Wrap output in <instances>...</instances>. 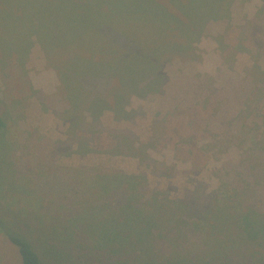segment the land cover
<instances>
[{
    "label": "rangeland",
    "instance_id": "1",
    "mask_svg": "<svg viewBox=\"0 0 264 264\" xmlns=\"http://www.w3.org/2000/svg\"><path fill=\"white\" fill-rule=\"evenodd\" d=\"M192 2L194 11L199 10L204 14L211 13L213 8L210 7L217 3L216 0ZM179 3L182 4L181 0L155 1L156 8L160 10L157 14L167 13L170 16L167 18L151 15L150 18L137 20L132 17L125 35L130 40L129 44H140L144 48L145 45L154 44L152 41L175 44L178 18L182 22L187 21L182 14L183 9L180 10L177 5ZM196 20L197 16L194 17ZM195 36H199V32ZM192 49L187 52L190 53L187 57L167 59L162 68L166 82L161 92L149 94L145 98L131 97L126 109L131 116L129 119L118 121L111 111H106L101 119L100 132L88 135L94 151L84 156H65L70 149L57 148V141L66 139V127L59 123L55 114H62L67 103L59 76L49 67L39 45L34 46L25 66L12 59L3 68L0 62V98L7 106L13 100H22L25 105L24 109H18V134L21 142L28 140L26 145L29 147L25 153L27 155L17 152L20 157L26 156L21 162V174L36 175L42 168L45 179L39 186L44 192H52L46 207H41L42 215L46 210L56 211L59 205L68 201L72 203L68 216L79 213L75 203L78 197H73V192L65 190L77 186L58 174L65 167H101L107 173L115 170L126 174H144L151 190L166 192L172 199L186 200L196 204V207L210 203L212 192L223 185L222 179L231 187L236 186V176L227 174V170L239 163L245 135H253L258 128V133L264 130V91H255L258 86L259 89L262 87L257 81L258 70L264 72V1L236 0L231 8V19L210 22ZM41 104L45 107L42 108ZM116 130L130 131L139 140L137 145L150 142L154 148H150L149 154L155 163L141 166L137 158L111 151L116 144L113 137ZM27 132L33 134L27 135ZM161 132L163 137L157 142L153 141ZM7 165L6 161L0 162V181L3 184L12 183ZM95 172L99 171L94 169ZM82 180L94 181L91 178ZM55 192H60V195L57 196ZM114 193L112 197L99 201V204H124L128 193ZM36 202L34 194L25 196L8 192L3 187L0 190V215L5 216L8 222H28L25 216H21L25 214L21 209H32L25 214L30 217L33 211L40 210ZM86 203L87 207L93 205L91 199ZM175 211L181 212L178 209ZM79 215H82L79 227L82 228V234L88 236H83L87 241L78 239L80 229L75 232L73 228L78 237L65 244L67 247L71 245L70 250L60 245L55 230L41 229L45 223L30 221L35 232L29 223H21L20 228L28 235L44 264H100L99 256L108 258L105 260L107 264H179L178 261L182 264H264V242L242 243L245 245L242 250L247 252L249 248L253 255L242 254L241 251L237 253L239 248L226 253L224 247L237 240V232L228 233V229L221 231L222 227L215 229L218 230L216 236L221 243L218 238L203 240L201 237V241L189 230L191 237L186 239L188 246H184L183 250V247H177L176 250L173 247V255L168 253L161 238L140 240L142 235H137L136 242L139 240L138 246L141 245L143 249L130 253L129 258L125 259L121 256L126 251L121 249L135 244L134 241L128 245L130 238L128 242L125 241L132 235L131 232L126 231L122 224L114 223V219H107L111 213L103 216V219L99 216L100 221L91 218L90 223H84L85 214ZM208 217H213V214L209 213ZM124 219L126 226L137 224L139 231H145L150 223L146 214H138L137 222H132V217ZM157 224L155 221L154 227ZM210 224L215 225L213 221ZM77 226L74 224V227ZM58 232L70 238L72 226H59ZM151 234L155 235V232ZM42 239L46 244L41 242ZM196 241L201 242L199 245L192 244ZM176 253L182 256L177 257ZM0 264H23L18 249L1 234Z\"/></svg>",
    "mask_w": 264,
    "mask_h": 264
},
{
    "label": "trees",
    "instance_id": "2",
    "mask_svg": "<svg viewBox=\"0 0 264 264\" xmlns=\"http://www.w3.org/2000/svg\"><path fill=\"white\" fill-rule=\"evenodd\" d=\"M155 1L0 0V62L3 68H6L12 59L25 66L32 49L37 44L46 56L49 67L57 72L64 87L67 108L62 114L56 113L55 117L66 127L64 133L66 139L57 141L58 149L59 147L70 149L64 154L65 156L75 154L84 156L93 153L94 147L88 135L100 132L101 119L106 111H111L118 121L129 119L131 116L126 109L132 96L145 98L149 94L161 92L166 82L162 68L167 59L190 55L187 52L193 50L194 43L203 36L210 22L231 19V8L236 0H216L217 3L210 7L213 8L211 13L205 14L200 13L199 10L194 11L192 0H181L182 4L177 5L180 10L183 9L181 11L187 21L182 22L178 18L176 29L178 36H175V44L152 41L154 44L145 45L147 50L140 44L133 47L129 44V38L125 36L127 24L132 17L142 20L150 18L151 15L164 18L169 16L163 12L157 14L159 9L156 8ZM173 6L175 7L174 3ZM196 16L197 20L194 21ZM197 32L199 36H195ZM257 81L262 87L259 89L258 86L255 91L262 93L264 72L258 70ZM41 106L45 107L43 104ZM24 107L22 100H13L11 105L7 106L0 98V162H8L6 170L12 175V183H9L11 185L0 181V190L5 187L8 192H18L25 196L34 194L36 203L40 207V210L33 211L30 217L25 214L32 209L29 211L21 209L25 212L21 216H25L28 222H19L21 220L18 219L19 221L12 223L8 222L5 216L0 215V234L18 249L23 264H44V262L28 235L21 230V223L23 225L29 223L31 229L34 228L30 221L45 223L41 229L55 230L60 245L65 246L66 243L77 239L76 230L80 229L81 233L78 239H85L82 228L79 227L82 222L80 217L82 215L79 213L86 215L83 216L84 223H90L91 218L103 219L106 214L115 215L107 219H114V223L122 224L126 231L132 233L125 240L128 242L130 238L128 245L135 241L134 246L121 249L126 251L121 256L125 259L129 258L130 253L143 249L141 245L138 246L139 240L136 242L137 235H142L140 240L161 238V242L168 248V253L172 255L175 253L173 247L174 250L183 247L181 249L183 250L184 246H188L186 239L191 237L189 230L194 232L198 239L202 237L203 240L210 238L216 240L218 238L216 227H222L221 231L228 229V233L235 230L237 240L229 242L224 247L226 253H232L239 248L237 253L241 251L242 254L253 255L249 248V251H243L244 246L248 242L254 244L264 242V130L258 133L260 129L258 128L253 135L248 137L245 135V142H242L245 146L240 148L239 163L227 170V174L232 173L236 176V186L231 187L222 179L223 187L212 192L210 203L202 204L200 207L186 200L172 199L166 192L158 189L151 190L144 174H126L115 170L107 173L101 167L89 169L65 167L60 169L58 174L60 178L65 177L77 186L65 190L73 192L71 193L73 197H78L79 200L76 199L75 203L79 207V213L68 216L69 213L71 214L69 205H72L68 201L59 205L56 211L44 210L45 214L42 215V210L46 207V201L52 192H44L39 186L45 179L42 168L36 175L21 174L23 167L21 162L26 156L20 157L17 154L20 151L22 155H27L26 150L29 151L26 145L28 140L21 142L18 134L20 120L18 109ZM31 133L26 134L31 135ZM113 134L116 144L111 151L137 158L141 166H151L150 164L155 163L149 154L150 148H154L150 142L137 145L139 140L128 130H116ZM161 137L163 132L155 136L153 141L157 142ZM50 166L52 168V165ZM94 169L99 172L93 173ZM69 172H72L71 175ZM85 178L94 181L82 180ZM114 192L128 193L124 204H99V201L116 194ZM55 193L57 196L60 195V192ZM88 199H91L93 204L90 207H87ZM121 205L129 212L121 213L122 208H116ZM142 207H152L154 210L147 215L150 220L148 228L139 231L137 224L126 226L124 224L126 220H122L121 217H132V222H137L138 214H143L140 209ZM169 207L181 212L170 210ZM162 211H165L167 216L158 220L159 216L163 215ZM209 213H212L213 217H208ZM155 221L159 223L156 227H154ZM211 221L216 226L211 225ZM74 224L78 226L74 227ZM59 226L67 228L72 226L70 238L58 232ZM227 226L232 228L229 229ZM152 231L155 235L151 234ZM201 241L192 244L199 245ZM218 241L222 242L220 238ZM41 242L45 243L44 239ZM65 247L71 249V245ZM210 247L212 248V244ZM45 252H48L46 246ZM176 254L177 257L182 256L180 253ZM98 258L100 264H107L100 256ZM178 263L182 264L180 261Z\"/></svg>",
    "mask_w": 264,
    "mask_h": 264
},
{
    "label": "crops",
    "instance_id": "3",
    "mask_svg": "<svg viewBox=\"0 0 264 264\" xmlns=\"http://www.w3.org/2000/svg\"><path fill=\"white\" fill-rule=\"evenodd\" d=\"M117 209H120V208H122V212L121 213H125V212H129L128 211V209L126 208V209H124L122 206H118V207H116ZM141 209V213H143V214H146V215H148L149 213H153L154 212V210H153V208L152 207H142V208H140ZM169 209L170 210H172V209H176V208H173V207H169ZM151 210H153V211H151ZM163 212V211H162ZM165 212V211H164ZM163 212V215H160L159 216V219L158 220H161L163 217H166L167 215H166V212L164 213ZM167 212H169V211H167ZM171 212H173V211H171ZM160 213V212H159ZM121 219L123 220L124 219V217H121ZM104 260V262H105V260H108V258H106V259H103Z\"/></svg>",
    "mask_w": 264,
    "mask_h": 264
}]
</instances>
